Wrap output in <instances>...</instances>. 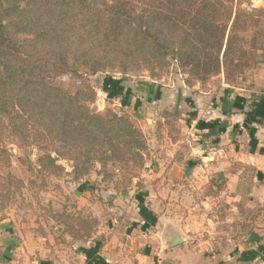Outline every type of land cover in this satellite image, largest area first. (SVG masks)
Returning a JSON list of instances; mask_svg holds the SVG:
<instances>
[{"label":"rangeland","instance_id":"rangeland-1","mask_svg":"<svg viewBox=\"0 0 264 264\" xmlns=\"http://www.w3.org/2000/svg\"><path fill=\"white\" fill-rule=\"evenodd\" d=\"M231 6L242 13L235 33L243 42L235 47L247 53L242 59L248 68L239 74L228 66L216 76L197 79L171 59L154 76L147 71L126 76L116 71L47 73V80L64 90L85 91L91 112L128 120L141 134L143 150L134 157L109 152L104 166L92 162L88 173L76 179L69 150L38 133L26 132L25 139H18L1 125L0 149L6 154L0 157V226L17 227L22 236L45 238L69 250L76 244L151 237L149 227L161 221L170 226L164 229L171 237L176 230L195 245L212 238L221 249L229 248L223 242L231 238L234 249L252 231L246 228L252 215L238 204L229 208L220 202L209 208L204 194L222 190L223 181L197 185L185 168L194 159L193 146L203 141L194 131L195 122L208 120L210 109H246L251 113L242 122L247 131L255 130L252 125L264 116V0H231ZM231 98L236 100L223 102ZM46 152L62 156L56 163L62 171H40L38 161Z\"/></svg>","mask_w":264,"mask_h":264},{"label":"trees","instance_id":"trees-1","mask_svg":"<svg viewBox=\"0 0 264 264\" xmlns=\"http://www.w3.org/2000/svg\"><path fill=\"white\" fill-rule=\"evenodd\" d=\"M240 14L231 0H0V126L18 139L38 133L69 150L76 179L92 162L104 166L109 152L137 156L141 134L128 120L91 112L85 91L69 92L45 75L154 76L169 59L197 79L228 66L239 74L248 68L247 53L235 47L243 42L235 33ZM60 158L44 153L40 171H62Z\"/></svg>","mask_w":264,"mask_h":264},{"label":"crops","instance_id":"crops-1","mask_svg":"<svg viewBox=\"0 0 264 264\" xmlns=\"http://www.w3.org/2000/svg\"><path fill=\"white\" fill-rule=\"evenodd\" d=\"M232 99L236 100L223 102ZM231 106H227L228 112L215 107L206 112L208 120H196L194 131L203 141L193 146L194 159L187 167H180L191 172L197 185L223 181L222 190L204 194L209 208L220 202L229 208L238 204L245 214L252 215L246 224L252 231L234 249L231 238L223 242L229 248H216L218 243L212 238L195 245L194 239L191 242L184 237L182 244L171 247L170 230L164 229L170 226L161 221L149 227L151 237H133L121 243L110 240L101 246L98 242L76 244L77 248L69 250L45 238L22 236L17 227L2 224L0 264H264V116L258 121L261 123L252 125L255 130L247 131L242 122L251 113Z\"/></svg>","mask_w":264,"mask_h":264},{"label":"water","instance_id":"water-1","mask_svg":"<svg viewBox=\"0 0 264 264\" xmlns=\"http://www.w3.org/2000/svg\"><path fill=\"white\" fill-rule=\"evenodd\" d=\"M171 239H172L171 247L172 246L174 247V246H177V245H180L183 243V239H182L181 235H179V234H174Z\"/></svg>","mask_w":264,"mask_h":264}]
</instances>
